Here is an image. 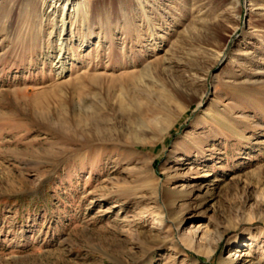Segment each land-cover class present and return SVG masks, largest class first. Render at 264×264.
<instances>
[{
    "label": "rangeland",
    "instance_id": "374dc122",
    "mask_svg": "<svg viewBox=\"0 0 264 264\" xmlns=\"http://www.w3.org/2000/svg\"><path fill=\"white\" fill-rule=\"evenodd\" d=\"M79 2L0 0V264H264V0Z\"/></svg>",
    "mask_w": 264,
    "mask_h": 264
},
{
    "label": "bare ground",
    "instance_id": "6f19581e",
    "mask_svg": "<svg viewBox=\"0 0 264 264\" xmlns=\"http://www.w3.org/2000/svg\"><path fill=\"white\" fill-rule=\"evenodd\" d=\"M80 9L86 10L87 6H82V3L79 2V0H42V5L40 8V11L43 14V18H46L48 16L56 17V15H58L61 12V19L56 24L57 30L60 32V35H59V40H58L59 41L58 47L55 49L56 60H54L55 67L57 68V70L59 71L60 74H63L67 69V63H66L67 42L65 39L66 38L65 32H66V29H67L68 24L70 22V20H69L70 16L73 15L74 13L76 14ZM136 75L133 74V75H131V77H128V79L131 80L133 78L135 80ZM97 84H98V81H96V85ZM62 102H64V101H62ZM135 107H137V110H138L137 112H139L140 108H139V105L137 103H136ZM119 108H120L122 113H125V114L131 113V109H128V107L124 103V100H121L119 102ZM89 111H91V108H90V110L87 111V113H85L86 114L85 120L87 123H89L85 126L86 127L92 126L97 130L98 134H101V135L103 134V136H106L107 134L105 132L104 125H106L107 122L104 119H102L100 116H98L96 113H94V112L90 113ZM47 115H48V113L39 114V118H40L39 120H42L43 122H47ZM86 122L82 121L81 123H86ZM64 125H66V126H64ZM64 125H62V127H64L65 130H68V126L65 122H64ZM165 132L163 131L161 133L160 137H162ZM142 133H144V132L141 131V132L135 133L133 135V138L135 140V142H134L135 146L134 147L136 149H137V147L145 145L143 141H140ZM85 145H86V143H85ZM88 145H89V143L87 144V146Z\"/></svg>",
    "mask_w": 264,
    "mask_h": 264
}]
</instances>
